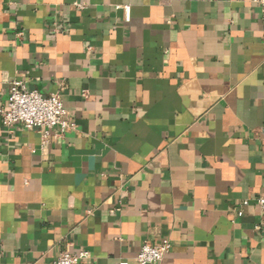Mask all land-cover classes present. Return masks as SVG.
Listing matches in <instances>:
<instances>
[{"label": "crops", "instance_id": "0c3cea01", "mask_svg": "<svg viewBox=\"0 0 264 264\" xmlns=\"http://www.w3.org/2000/svg\"><path fill=\"white\" fill-rule=\"evenodd\" d=\"M261 14L253 0H0V108L21 80L74 122L42 143L0 119V264H139L163 240L159 264H264Z\"/></svg>", "mask_w": 264, "mask_h": 264}, {"label": "built area", "instance_id": "2783aa9c", "mask_svg": "<svg viewBox=\"0 0 264 264\" xmlns=\"http://www.w3.org/2000/svg\"><path fill=\"white\" fill-rule=\"evenodd\" d=\"M253 1L260 6L261 22L264 24V0ZM125 9L127 10V7ZM0 119L7 127L21 124L26 129H36L42 143L48 142L51 138L52 129L57 128L58 132L63 134L74 127V122L65 110L60 94L45 96L27 88L21 80H13L10 83L7 104L0 108ZM255 201L263 216L264 224V195L258 196ZM247 203V200L243 201V204ZM170 247L168 240L155 244L146 241L140 246L135 259L139 264H159ZM84 257L83 252L79 254L61 252L49 264H77ZM115 264H127V262L119 261Z\"/></svg>", "mask_w": 264, "mask_h": 264}]
</instances>
